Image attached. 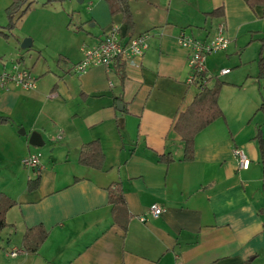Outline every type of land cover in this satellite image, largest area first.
I'll use <instances>...</instances> for the list:
<instances>
[{"label":"crops","instance_id":"0c3cea01","mask_svg":"<svg viewBox=\"0 0 264 264\" xmlns=\"http://www.w3.org/2000/svg\"><path fill=\"white\" fill-rule=\"evenodd\" d=\"M65 1L76 23L72 30L67 26L70 34L52 66L31 69L0 60V74L16 63L35 81L28 89L0 81V114L10 118L0 123V191L16 201L0 231V264H264V154L260 158L254 139L259 130L264 137L258 110L264 78H256L257 58L264 54V3L128 0L134 21L128 35L106 0ZM10 2L0 0V26ZM220 5L222 15L205 14ZM217 24L224 25L229 43L206 57L204 73L224 81L218 94L223 115L196 134L193 158L185 160L173 123L197 88L177 35L206 40ZM111 26L124 38L148 32L144 54L115 61L110 71L102 64L76 71L81 47L96 44ZM33 130L43 145L28 142ZM91 139L100 142L101 168L77 161L81 144ZM235 146L247 155L246 168L239 167ZM33 152L40 153V168L21 162ZM163 153L172 161H159ZM36 171L38 186L29 190ZM114 182L131 214L125 231L111 217L107 187ZM152 202L162 212L141 221L138 215ZM36 224L48 235L29 253L21 238Z\"/></svg>","mask_w":264,"mask_h":264},{"label":"trees","instance_id":"16d2710c","mask_svg":"<svg viewBox=\"0 0 264 264\" xmlns=\"http://www.w3.org/2000/svg\"><path fill=\"white\" fill-rule=\"evenodd\" d=\"M63 0H44L43 3L60 2ZM109 11L113 14H121L122 21L126 26V32L130 35L133 31L134 21L128 5V0H106ZM249 6L264 3V0H245ZM31 5V0H11L5 7L7 21L0 29V35L8 38L9 32L4 29H12L16 18L21 16ZM207 16L217 17L223 14V6H217L210 11L205 12ZM261 42H264V35L261 37ZM258 70L256 78L260 81L264 78V54L261 52L257 58ZM122 80V79H121ZM120 83H122L120 81ZM191 83L197 88L190 104L181 112L178 113L173 128L179 134L183 142V155L185 160H191L194 155L195 136L196 134L213 122L218 117H221L222 110L218 104V94L224 81L207 76L205 73L197 72L193 75ZM258 110L264 114V102H262ZM10 120L7 115L0 114V123H6ZM254 139L258 145L260 158L264 154V137L260 130L254 135ZM173 157L170 153L158 155V160L162 162L172 161ZM77 161L81 165L101 168L104 161V154L101 149L100 142L97 139H91L81 144ZM264 173V164H263ZM39 173L36 171L34 178L27 180V187L32 190L38 186ZM107 198L111 205V217L114 224L122 230H126L128 221L131 217L126 201L122 192V187L119 183H111L107 187ZM16 203L14 199L0 191V231L7 226L6 211ZM264 228V225H263ZM48 235L47 229L42 224H36L25 229L23 232L21 243L25 251L35 253L41 243Z\"/></svg>","mask_w":264,"mask_h":264},{"label":"built area","instance_id":"2783aa9c","mask_svg":"<svg viewBox=\"0 0 264 264\" xmlns=\"http://www.w3.org/2000/svg\"><path fill=\"white\" fill-rule=\"evenodd\" d=\"M224 30L223 24H217L215 33L206 40L194 38L183 31H180L177 35L178 42L188 49L190 82L195 73H204L206 71L205 61L209 54L227 48L229 38ZM148 37V32H140L124 38L119 27L111 26L103 33L96 44L91 46L83 45L81 47L83 57L75 64V69L81 72L92 65L102 64L107 71H110L115 61L124 62L140 58L147 48ZM228 70V68H221L220 73H225ZM0 81L2 83L13 82L25 89L32 88L35 84L29 70L19 67L16 63L13 64L10 70L1 72ZM51 139H54V136ZM232 153L236 157L239 167L246 168L248 166L249 159L242 148L235 146L232 149ZM21 162L26 166L40 168V153H29L21 158ZM162 210L163 207L160 203L152 202L143 213L138 215V218L144 221L148 215L157 216ZM17 251L14 248L9 254L11 256L15 255Z\"/></svg>","mask_w":264,"mask_h":264},{"label":"rangeland","instance_id":"374dc122","mask_svg":"<svg viewBox=\"0 0 264 264\" xmlns=\"http://www.w3.org/2000/svg\"><path fill=\"white\" fill-rule=\"evenodd\" d=\"M64 1L43 7L44 0H31L33 8L27 9L29 11L26 15L16 18L12 29H4L9 32V37L0 35V60L5 59L8 65L11 60H16L31 69L39 66L41 70L46 69L48 65L52 66L61 56L60 49L68 39L69 30H72L76 23L75 12L67 8ZM70 12H73V19L68 15ZM26 31L31 35H24ZM26 37L34 39V42L30 46L22 47L21 43Z\"/></svg>","mask_w":264,"mask_h":264},{"label":"water","instance_id":"95a60500","mask_svg":"<svg viewBox=\"0 0 264 264\" xmlns=\"http://www.w3.org/2000/svg\"><path fill=\"white\" fill-rule=\"evenodd\" d=\"M30 45H31V39L27 38V37L24 38V40L21 43V46L26 47V46H30ZM19 131L21 133L24 132L23 128H21ZM28 142L30 144L36 145V146H41L44 144V140H43L41 134L36 130H33L30 132L29 137H28Z\"/></svg>","mask_w":264,"mask_h":264}]
</instances>
